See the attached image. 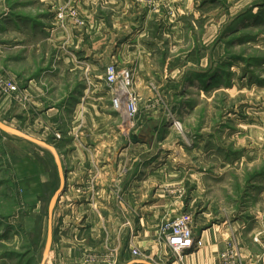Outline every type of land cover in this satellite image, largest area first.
I'll list each match as a JSON object with an SVG mask.
<instances>
[{"label":"crops","instance_id":"1","mask_svg":"<svg viewBox=\"0 0 264 264\" xmlns=\"http://www.w3.org/2000/svg\"><path fill=\"white\" fill-rule=\"evenodd\" d=\"M75 3L84 25L44 29L42 36L53 48L40 54L44 59L38 75L25 82L31 96L29 110L39 112L45 122L61 123L55 144L66 176L61 199L75 203L70 211L79 213V253L78 245L63 241L56 249L57 262L61 253L67 250L69 257L74 248L79 264H128L137 260L131 250L138 249L154 264H180L156 237L165 220L185 213L179 150L165 144L177 116L171 119L160 110L149 113L133 139L125 113L113 109L105 73L111 65L130 70L142 99L153 97L152 90L173 97L169 91L173 88L185 95L192 89L221 87L227 70V0ZM235 3V8H244L243 0ZM3 20L0 15V31L8 24ZM13 20L17 35L32 36L25 28L30 22ZM20 47V42L13 45L15 63L25 68L33 45ZM9 109L13 119L21 113L19 105L1 97L0 115ZM193 168L189 163L188 181ZM243 227L247 230H232L245 256L264 258V225ZM230 233L228 227L219 226L195 232L203 247L187 253L184 264H221Z\"/></svg>","mask_w":264,"mask_h":264},{"label":"rangeland","instance_id":"2","mask_svg":"<svg viewBox=\"0 0 264 264\" xmlns=\"http://www.w3.org/2000/svg\"><path fill=\"white\" fill-rule=\"evenodd\" d=\"M243 1L242 9L235 8V0L226 3L227 70L222 86L192 89L185 95L184 90L173 88L169 90L173 97L152 90L149 99L138 96V114L132 124L128 121L134 139L133 133L149 113L160 110L171 119L177 116L181 125L173 127L165 144L179 150L176 157L183 164L180 174L185 178L181 203L184 212L193 216L197 234L215 226L246 231L245 224L264 225V0ZM0 15L8 22L0 31V99L7 97L21 112L13 119L9 109L0 115V121L55 146L61 123L45 122L39 112L29 110L31 96L26 83L39 73L44 59L40 54L53 48L42 36L44 29L53 32L66 24L84 25L77 4L75 0H0ZM13 17L21 23L30 22L25 28H30L32 36L17 35ZM79 19L83 25L77 23ZM18 42L21 49L33 45L25 68L15 63L18 58L13 45ZM189 163L194 168L188 181ZM58 187L56 164L47 150L0 131V264H41L48 206ZM74 207L75 203L65 199L57 205L54 253L46 264H58L56 249L63 241L78 245L79 253V213L76 216L70 211ZM64 252L59 264H79L74 248L69 257L67 250ZM168 254L172 255L169 250Z\"/></svg>","mask_w":264,"mask_h":264},{"label":"built area","instance_id":"3","mask_svg":"<svg viewBox=\"0 0 264 264\" xmlns=\"http://www.w3.org/2000/svg\"><path fill=\"white\" fill-rule=\"evenodd\" d=\"M77 23L83 25L80 19ZM105 82L111 93L113 109L125 113L129 123L132 124L139 111V97L134 90L133 73L126 68L111 65L106 69ZM230 232L229 241L220 255L221 264H264L263 257L258 260L247 258L243 253L238 234L232 229ZM156 237L180 264H184L187 253L203 247L202 240L195 234L193 216L187 213L165 220L157 229ZM131 251L137 260H149L138 249Z\"/></svg>","mask_w":264,"mask_h":264},{"label":"water","instance_id":"4","mask_svg":"<svg viewBox=\"0 0 264 264\" xmlns=\"http://www.w3.org/2000/svg\"><path fill=\"white\" fill-rule=\"evenodd\" d=\"M0 131L16 137L20 138L26 142H29L31 144H34L36 146H39L45 150H47L54 158L56 167H57V172L59 176V187L56 190V192L53 194L49 206H48V227H47V236H46V243L44 247V253H43V258L41 264H46L53 248V243H54V214L55 210L57 208V205L61 199V196L63 192L65 191L66 187V176H65V169L63 162L61 160V156L58 152V149L54 146L49 144L46 141L39 140L37 138H34L28 134H25L24 132L15 129L4 122L0 121ZM128 264H154L149 260H135L133 262H130Z\"/></svg>","mask_w":264,"mask_h":264},{"label":"bare ground","instance_id":"5","mask_svg":"<svg viewBox=\"0 0 264 264\" xmlns=\"http://www.w3.org/2000/svg\"><path fill=\"white\" fill-rule=\"evenodd\" d=\"M174 124H176L177 126H179V123H178V122H176V123H174Z\"/></svg>","mask_w":264,"mask_h":264},{"label":"trees","instance_id":"6","mask_svg":"<svg viewBox=\"0 0 264 264\" xmlns=\"http://www.w3.org/2000/svg\"><path fill=\"white\" fill-rule=\"evenodd\" d=\"M56 168H57V167H56ZM57 189H58V188H57ZM57 189H56V190H57ZM56 190H55V192H56Z\"/></svg>","mask_w":264,"mask_h":264}]
</instances>
